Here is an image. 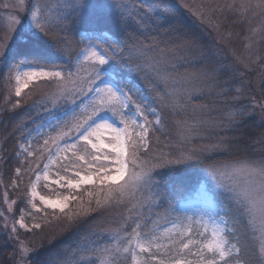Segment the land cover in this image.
Here are the masks:
<instances>
[{
	"label": "snow or ice",
	"instance_id": "obj_1",
	"mask_svg": "<svg viewBox=\"0 0 264 264\" xmlns=\"http://www.w3.org/2000/svg\"><path fill=\"white\" fill-rule=\"evenodd\" d=\"M119 7L101 0H65L63 8L70 9L76 17L70 20L69 15L60 11V5L54 9L45 0H19L17 11L6 18L3 34L0 35V79L15 80L16 97H20L22 90L33 80L54 84L56 92L51 97L54 105L52 110H56L60 101L73 106L70 111L65 110L66 119L60 120L57 117L59 123L50 125L52 131L61 128V125L71 124L67 131L61 130L52 138L56 143V150L50 153L48 163L44 165L45 178L49 165L55 163L54 158H59L58 153H70L75 158L74 166H86L87 174L75 171L72 179L62 176L54 183L71 190H79L82 185L92 184L99 185L101 191L106 187L107 196L103 202L97 199V208L91 211L107 213L117 205H132L128 210L136 214L133 219L134 227L128 231L124 230L129 219L125 217V225H120L118 230L109 236L114 246L101 249L100 254L110 258L107 264H118L121 251L127 254L133 264H230L231 259L239 257L241 253L239 240L232 242L230 239L235 236L238 223L235 211L246 215L250 224L258 225L261 233V256L258 264H264V158L219 165L209 163L210 157L205 153L217 151L229 144L228 140L220 139L219 136L218 143L205 145L198 150L181 147L174 152L165 153L160 150L159 154L148 156V131L153 124L161 125V119L157 117L155 121L148 120L143 106L133 98L132 89L123 83L117 61L127 63L132 61L134 56L136 59L143 56L148 62L149 57L146 54L154 50L151 43L145 45L136 41L129 46L121 45L117 39H105L100 44L89 43L75 56V63L72 62L71 42L66 35L70 25L79 21L85 32L92 29L100 31L105 37L114 36L110 31L105 32L100 25L112 14L110 10ZM240 7L246 10L259 8L264 15V0H259L255 5L245 2ZM20 12L24 13L23 18L20 17ZM124 15L126 14L121 15V19ZM138 23H143V20ZM84 39L91 38L81 36V40ZM53 45L56 53L66 57L68 63L61 65L51 62ZM159 51L162 55L163 50ZM154 59L157 63H162L160 57ZM85 63L87 67L84 66ZM118 76L119 80L116 78ZM234 90L241 93V88ZM93 92L95 96L89 104L80 108L76 97L81 93L86 95ZM160 99L163 100L164 97ZM234 99L239 100V96ZM133 105L139 117L143 118V124L129 114ZM17 106L19 100L13 108ZM256 113H259V126L264 128V100L253 101L249 105H234L229 111L228 124L233 128L239 127ZM133 129L137 130L135 135ZM151 130L155 132L159 129ZM105 133L109 135L106 137ZM181 135L183 141L187 142L189 137ZM258 142L264 145V134L258 138ZM44 144L48 145L47 139ZM141 150L147 158L139 155ZM26 155L32 156L34 153L27 152ZM86 156L88 159H85ZM197 165L203 173L204 183L201 188L207 190L208 183H214L222 190L223 198L217 200L218 212L211 217V239L194 238L193 225L203 228V231L199 232L201 237L209 228L203 220L206 213L202 212L177 215L172 221V228L166 229L162 235H158L149 227L150 218L142 224L140 220L143 218V212L148 210V205L156 201L159 207L164 201L158 192H152V188L159 183L155 177L156 170L170 166L180 168ZM15 171L19 176L20 169ZM40 178L41 174L37 173L36 181ZM121 181L124 183L121 184ZM88 195L91 197L93 193L89 192ZM37 196L36 184L33 183L30 198L22 203L29 204L31 209L40 212L41 209L35 202ZM70 199L74 200L76 197L65 196L63 200H51L39 196L44 206L53 210L59 209L61 213H64ZM168 207L172 208L173 212L179 211L171 201L168 202ZM8 211H11V206ZM17 212L19 219L11 226L7 222L0 226L8 230L4 233L5 246L8 242L18 239L17 227L31 231L24 222L25 213L21 209H17ZM0 218L7 220L3 213H0ZM72 219L68 217L70 224ZM31 227L39 229L41 225L35 223ZM121 240L126 242V246L121 247ZM94 250H89L85 244L82 250L73 253V258L80 257L82 251ZM140 254H144L146 258L141 259ZM18 257L17 259L13 256L11 260H5L4 264H52L51 257L45 255L40 258L38 253H33L23 243L18 246ZM79 264H95V261L81 259Z\"/></svg>",
	"mask_w": 264,
	"mask_h": 264
},
{
	"label": "trees",
	"instance_id": "obj_2",
	"mask_svg": "<svg viewBox=\"0 0 264 264\" xmlns=\"http://www.w3.org/2000/svg\"><path fill=\"white\" fill-rule=\"evenodd\" d=\"M45 2L50 4L54 9L57 5H60V11L69 15L70 20L76 19L70 9L63 8L65 0H45ZM101 2L116 4L120 6L119 8L126 7L127 9L139 10L144 15L148 14L153 22L159 17L165 18L166 21L164 23H161L159 19L160 26L155 21L153 27V31H159L163 34V37L157 40L153 39V36L145 34L141 36L142 42L158 45L165 43L168 47H180L181 39L186 35V33H183L184 30L186 31L184 26L176 22L175 16L179 15V11L172 5V0H101ZM6 5V0H0V33L3 32L5 25L4 16L7 12ZM123 23L121 15L116 11L112 12L105 22L100 25V28L105 30V32L110 31V33L115 34L114 36L108 35L107 37L102 35L100 31L92 29L85 32L84 27L79 21L71 24L66 35L71 42L70 51L73 57L72 62L75 63V56L80 53L81 49L87 46V43L94 42L95 44H100L105 39H117L121 45L128 44L130 46L131 40L128 41L125 33L132 31L134 35L138 30L137 28L133 29V25H131L127 31H124ZM233 27L238 30L241 26L238 23H234ZM192 29L193 31L195 30L193 40L197 42L200 37V30ZM201 33L205 37L204 32ZM177 34L181 35L182 38L179 39ZM82 35L91 39L85 42L81 40ZM165 37L167 38L164 39ZM138 40L140 41V37H138ZM126 58L127 56L125 55V60ZM50 59L52 63L61 65L69 62L66 57L56 53L55 45L52 46ZM139 59L137 64L132 61L130 63L117 61V64L123 77V83L132 89L131 94L133 98L143 106V110L157 108L160 114L161 126L153 124L148 131L150 149L148 156L159 154L160 150L168 153L177 151L181 147L188 148L187 143L179 140V136L181 135L180 125L187 122L184 112L182 111L178 115L172 114V111L169 110L170 106L164 104L171 103L168 90L164 87L163 83L155 82L157 79L155 75L153 76L146 70L137 67ZM116 78L118 80L120 79L119 76ZM11 84L12 80L0 79V213H3L7 218L6 221L0 218V226L5 222L11 226L18 219L19 213L17 209L27 211L26 203L22 202L27 200L28 189L35 180L37 173L44 168L50 153L56 149V143L53 142L52 138L61 130L67 131L71 124L68 126L61 125V128L52 130L47 134L42 133L41 136L38 135L39 129L44 128L50 121L52 123H59V120L56 119L57 117L60 120L66 119L65 110L68 109L70 111L73 107L60 101L56 110H52L54 105L51 97L56 92V86L54 84L44 83L43 81L38 82L27 89L20 97H16L13 94L12 89H10ZM254 95L256 100H264V77ZM86 96L87 94L85 95L84 93L78 95L76 97L77 105ZM145 96L149 98L147 102H143ZM162 96L164 97V101L160 99ZM17 100H19V106L13 108ZM204 100H194V104L204 103ZM132 109H135L134 105ZM254 122L260 125V118L256 114L253 118L247 119L239 127L210 131L211 142L218 143L217 136H219L220 139L228 140L229 144L217 151L205 153L206 156L210 157L208 162L216 163L217 165L226 164L232 161V159L240 158L242 155L247 157L256 153V149L259 147L263 148L264 145L258 142V138L264 130L263 128H258V130L257 128L252 129L251 125ZM151 128H158L159 130L153 132ZM46 139L48 140L47 146L44 144ZM250 139L254 145H251V143L246 144V141ZM24 143L28 144L27 152H32L34 155H21V145ZM194 143L199 142L195 141ZM193 146L194 148L197 147V150L199 149L197 145ZM139 155L144 157L143 150L140 151ZM86 158L88 159L87 156ZM72 163L74 164V161ZM17 168L20 169L19 176H17L15 171ZM155 177L159 183L152 188V192H158L160 197L164 198V201L159 207H157L156 201H152L148 205V210L143 212V218L140 220L143 224L145 220L150 218L151 224L149 227L151 229H155L169 221H162L155 224L157 219L171 212L172 208L168 207L169 201L173 205L178 206L184 197L198 187L199 183L203 180V173L198 165L183 166L180 168L173 166L167 169H157ZM99 190L100 188L94 190L90 200L85 201L83 198V200L80 199L75 202L72 206V212L74 211V214L69 213L65 215L49 210L34 213L33 217L41 227L39 229H32L31 231H24L17 227L18 239L8 242L6 246L4 233L8 230L0 227V264H4L5 260H11L13 256H16L17 259L19 258L18 246L20 243L26 245L33 253H38L40 258H44L45 255L51 257L52 264H79V260L81 259L94 260L95 264H99L101 249L108 248L113 244V241L109 238L110 234L117 231L120 225H125V217L129 219H127L124 230H130L134 227L133 219L136 217L134 212L128 210L132 208L131 204H127L126 206L124 204L117 205L114 210L107 213L91 211V209L97 208V199L103 202L107 196V188H104L101 194L97 193ZM84 196L89 195L85 194ZM124 199L126 201L127 197ZM13 201H15L14 204L12 203ZM145 203H147V200ZM78 204L79 206L83 205L80 211L77 209ZM9 206H11V211H8ZM84 213L87 214L84 215ZM170 215H173L172 217L175 220V217L179 215V211L172 212ZM68 217L73 218L71 224L68 221ZM241 226L243 225H240V228ZM244 227L240 229L241 235L243 233V243L245 240H249V237L245 235L246 229ZM85 244H87L89 250H95L82 251V255L74 259L73 253L82 250V246ZM241 255L244 264H251L250 261L254 260L251 257V251L247 250V248L242 249Z\"/></svg>",
	"mask_w": 264,
	"mask_h": 264
},
{
	"label": "rangeland",
	"instance_id": "obj_3",
	"mask_svg": "<svg viewBox=\"0 0 264 264\" xmlns=\"http://www.w3.org/2000/svg\"><path fill=\"white\" fill-rule=\"evenodd\" d=\"M245 2L255 5L259 0H172V5L179 11V15L175 16L176 22L184 26L187 31L184 30L183 33H186V35L184 34L185 37L183 38L181 35L177 34L179 39L182 38L180 47H168L165 43L162 45L152 43L154 50L146 54L149 57V61L146 62L143 56L139 59L137 67L146 70L153 76L155 75L157 78L155 82L163 83L164 87L168 90L171 103L164 104L170 106L169 110L172 111V114L178 115L181 114L182 111L184 112L187 122L180 125V134L189 137L188 141L185 142L188 144V148H194L193 145H197L200 149L205 145L214 144V142L210 141V131L220 130L222 128H233L228 124V121L229 111L234 105H249L253 101L258 102L254 93L256 89L260 87V83L264 77V15L261 14V9L259 8L253 7L246 10L240 7V5ZM18 3L19 0H6L7 12L4 16V23L9 15L17 11ZM110 11H116L119 15L126 14L124 18L121 19L124 22V31H127L131 25H133V29L137 28L138 31L134 35L132 31L125 33L128 41L131 40L130 46L133 42L139 41L138 37H140V42H142L141 36L145 34L153 36V39L157 40L163 37V34L159 31H153V27L155 21L156 24H159L160 20L161 23H164L166 21L165 18L159 17L153 22L148 14L144 15L139 12V10L127 9L126 7L115 8ZM132 13L135 14L132 15ZM19 15L23 18L24 13L20 12ZM141 19L143 23H138ZM234 23H238L241 27L236 30L233 27ZM160 25L161 24H159V26ZM191 27L200 30V33L204 32L205 37L202 33H199L200 37L198 41L196 42V40H193L195 30L193 31ZM161 32H163V30H161ZM158 33H160L159 36H157ZM2 34L3 32L0 33V35ZM189 36L191 37L188 38ZM166 38L167 37L164 39ZM87 40L88 39H84L85 42ZM143 43L145 45L149 44ZM159 50H163L162 55ZM125 55L127 56V53H125ZM155 57H160L162 63H157L154 59ZM132 62H136L137 64L138 59L134 56ZM128 63H130V61H128ZM84 66L87 67V63H85ZM38 82L41 81H31L28 86L22 90L21 95ZM16 87L15 80H12L10 89H12L14 95ZM234 88H241V93L235 92ZM229 92L231 95L228 94ZM225 93H227V95H225ZM94 96V92L87 94L86 98L83 100V104H79L80 108L88 105ZM236 96H239V100L234 99ZM199 99H205L204 103L195 105L194 100ZM148 100L149 98L145 96L143 102H147ZM144 113L149 121H155L157 117L161 119L157 108H149V110H144ZM129 114L135 116L140 123L143 124V118L139 117L132 107L129 109ZM256 115L259 116V113H256ZM253 116H255V114ZM253 116L248 119L253 118ZM255 122L251 125V128H257L258 130V128L261 127L258 123V125L255 124ZM52 124H56V122L52 123L50 121L44 128H40L38 135L41 136L42 133L47 134L50 132V125ZM193 129L195 130L193 131ZM132 131L133 135H135L137 130L133 129ZM262 134H264V131L261 135ZM105 135L107 137L109 134L105 133ZM179 140L184 142L182 135L179 136ZM195 141L199 143H194ZM250 143L251 139L246 141V144ZM251 145L254 144L251 143ZM194 149H197V147ZM27 151L28 144H22L21 155H26ZM58 157L59 158H54L55 163L49 165L46 178L43 174V168L39 171L41 174L40 180L36 181L35 178L32 182V184H36L38 193L35 202L41 211L49 210L65 215L69 213L74 214V211L72 212L73 204L80 199L83 200V198L85 201L90 200L92 197L84 195H88L89 192L93 193L94 190L97 188L99 189L100 186L97 184L82 185L79 190H71L54 183V181L62 176L67 179H72L75 171H81L83 174H87L86 166H74L72 163L74 157H72L70 153H58ZM262 158H264V147H259L256 149V153L247 157L242 155L240 158L232 159L230 162L260 160ZM85 159L87 158L85 157ZM131 167L132 166L129 165V169H131ZM170 167L160 169H167ZM127 179L128 177L126 176L125 180ZM120 183L123 184L124 181ZM203 183L204 181L202 180L196 189L180 201L177 208L179 209V215L185 212L188 215L197 212L206 213L203 220L209 225L208 231L204 232V236L201 237L199 232H202L203 228L198 225H193L195 233L194 238L210 240L211 217L218 212L217 200L223 197L221 196L222 190L217 188L214 183H208L207 190L201 188ZM30 189L31 186L28 189L27 200L30 198ZM97 193L101 194V190ZM39 196H44L51 200H63L65 196H75L76 199H70L67 202L68 206L65 208L64 213H61L59 209L53 210L44 206L40 202ZM26 205L27 211H23L25 213L24 222L32 230L35 228L31 226L37 223L33 214L37 212L31 209L29 204ZM78 206L79 204L77 205V209H79V211L82 210L83 205ZM172 212L173 210H171L168 215L161 216L160 219L155 221V224H157L169 220L165 222L164 225H160L153 229L158 235H162L166 229L172 228V221H174L173 215H170ZM28 213H31V215ZM234 214L238 223L236 224L235 236L230 239L232 242H236L238 239V247H241V252L243 248L250 250L251 257L254 259L251 260L250 263L258 264V260L261 256V233L258 229V225L250 224L249 218L246 215H241L239 211H235ZM197 218L199 219V217ZM240 225L245 226V235L249 237V240H245L244 243L243 233L241 235L240 230L243 226L240 228ZM21 230L28 231L26 229ZM119 243L121 247L126 246V242L123 240L119 241ZM113 246L114 244L110 245L108 248ZM241 257V253L239 257H233L230 264H244ZM140 258L145 259L146 257L144 254H140ZM109 259V257L101 255L99 264H107ZM118 264H133V261L127 257V254L121 251Z\"/></svg>",
	"mask_w": 264,
	"mask_h": 264
}]
</instances>
